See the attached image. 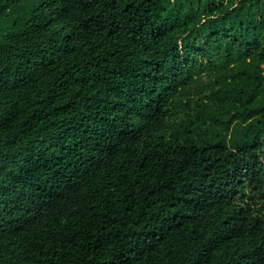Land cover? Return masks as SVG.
Wrapping results in <instances>:
<instances>
[{"label": "trees", "instance_id": "trees-1", "mask_svg": "<svg viewBox=\"0 0 264 264\" xmlns=\"http://www.w3.org/2000/svg\"><path fill=\"white\" fill-rule=\"evenodd\" d=\"M0 264H264V0H0Z\"/></svg>", "mask_w": 264, "mask_h": 264}]
</instances>
